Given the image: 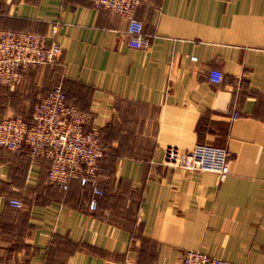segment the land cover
Listing matches in <instances>:
<instances>
[{
  "label": "crops",
  "instance_id": "1",
  "mask_svg": "<svg viewBox=\"0 0 264 264\" xmlns=\"http://www.w3.org/2000/svg\"><path fill=\"white\" fill-rule=\"evenodd\" d=\"M135 16L145 48L91 0H0V28L58 23L63 48L0 85V119L31 120L60 83L104 149L95 197L77 179L51 183L48 159L24 144L0 146V264H181L187 249L264 264V0H140ZM198 143L228 150L225 177L165 162L169 146Z\"/></svg>",
  "mask_w": 264,
  "mask_h": 264
},
{
  "label": "built area",
  "instance_id": "2",
  "mask_svg": "<svg viewBox=\"0 0 264 264\" xmlns=\"http://www.w3.org/2000/svg\"><path fill=\"white\" fill-rule=\"evenodd\" d=\"M96 7L109 8L127 18V43L136 48L149 45L144 23L135 16L140 0H91ZM59 24L52 25L48 34L29 30L0 28V85L15 87L24 72L32 66L54 64L63 48L58 38ZM196 59L195 56H192ZM222 74L210 70L209 80L218 82ZM90 114L66 99L62 84L49 89L43 98L32 105L31 120L11 114L0 119V146L17 150L23 144L32 155L48 159V180L66 188L71 179L89 183L95 194H101L98 185L100 159L104 156L99 127L89 124ZM165 162L186 170L211 171L217 178L229 173V152L219 145L198 143L188 152L174 146L166 149ZM7 204L22 207L19 198H9ZM97 199L90 201L95 208ZM181 264H231L201 250L187 249Z\"/></svg>",
  "mask_w": 264,
  "mask_h": 264
},
{
  "label": "trees",
  "instance_id": "3",
  "mask_svg": "<svg viewBox=\"0 0 264 264\" xmlns=\"http://www.w3.org/2000/svg\"><path fill=\"white\" fill-rule=\"evenodd\" d=\"M24 145H25V144H24ZM22 146H23V145H22ZM22 146H21V147H22ZM25 146H27V145H25ZM21 147H20V148H21ZM27 148H28V146H27ZM9 150H10V149H9ZM28 150H29V149H28ZM77 180H79V179H77ZM79 182L81 183L80 180H79ZM81 184H82V185H90L89 183H81ZM68 186H69V183H68V185H67L66 188H63V187H62V188H63V189H67ZM102 190H103V189H102ZM103 193H104V191H103L101 194H95V193H94V194H95V197H96V196L102 195ZM23 205H24V203H23ZM96 206H97V204H96ZM96 206H95V207H96ZM22 207H23V206H22ZM17 208H21V207H17Z\"/></svg>",
  "mask_w": 264,
  "mask_h": 264
}]
</instances>
